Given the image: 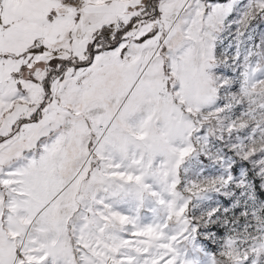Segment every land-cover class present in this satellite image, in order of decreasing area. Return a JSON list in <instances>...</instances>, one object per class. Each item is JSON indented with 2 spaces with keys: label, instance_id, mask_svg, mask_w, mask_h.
Instances as JSON below:
<instances>
[{
  "label": "snow or ice",
  "instance_id": "obj_1",
  "mask_svg": "<svg viewBox=\"0 0 264 264\" xmlns=\"http://www.w3.org/2000/svg\"><path fill=\"white\" fill-rule=\"evenodd\" d=\"M0 264H264V0H0Z\"/></svg>",
  "mask_w": 264,
  "mask_h": 264
}]
</instances>
